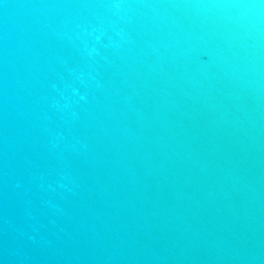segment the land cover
I'll list each match as a JSON object with an SVG mask.
<instances>
[{
	"label": "water",
	"instance_id": "water-1",
	"mask_svg": "<svg viewBox=\"0 0 264 264\" xmlns=\"http://www.w3.org/2000/svg\"><path fill=\"white\" fill-rule=\"evenodd\" d=\"M0 264H264V0H0Z\"/></svg>",
	"mask_w": 264,
	"mask_h": 264
}]
</instances>
